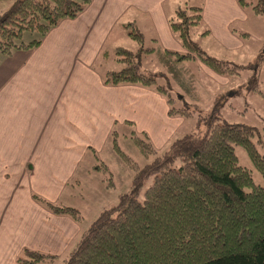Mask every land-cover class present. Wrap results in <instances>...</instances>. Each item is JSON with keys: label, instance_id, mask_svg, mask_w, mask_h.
<instances>
[{"label": "trees", "instance_id": "1", "mask_svg": "<svg viewBox=\"0 0 264 264\" xmlns=\"http://www.w3.org/2000/svg\"><path fill=\"white\" fill-rule=\"evenodd\" d=\"M88 0H0V55L16 47L37 44L44 32L62 17H72ZM243 8L264 17V0H236ZM201 1L182 0L166 21L183 50L163 48L174 61L196 57L219 73H236L245 66L264 63V40L253 62L217 57L191 36L192 26L201 23ZM135 47L114 44L102 49L92 61L97 68L111 60L116 67L100 70L103 83H136L160 93L168 114L188 115L189 103L173 104L166 73L143 66L153 50L144 44L142 32L132 20L122 23ZM238 35L245 33L237 32ZM23 30L35 31L27 40ZM207 31L205 26L198 33ZM150 39L154 41V37ZM255 73L252 82H255ZM216 118H218L215 115ZM209 119L204 131L184 132L158 150L143 130L128 128L127 134L142 155L137 163L116 143L114 123L108 131L113 150L131 169L128 188L102 207L82 226L61 257V264H264V123L261 128L223 118ZM125 123L131 122L124 120ZM239 145L262 183L252 180L249 168L238 163L233 150ZM94 169L110 173L91 147ZM149 181L143 185L144 179ZM71 183V180H68ZM31 197L47 210L68 214L75 221L77 207L50 200L32 192ZM54 253L22 246L15 255L20 264H51Z\"/></svg>", "mask_w": 264, "mask_h": 264}, {"label": "crops", "instance_id": "2", "mask_svg": "<svg viewBox=\"0 0 264 264\" xmlns=\"http://www.w3.org/2000/svg\"><path fill=\"white\" fill-rule=\"evenodd\" d=\"M181 1L88 0L37 44L0 55V264H20L15 255L22 246L54 254L69 247L77 222L30 194L58 200L87 147L101 149L113 122L130 121L157 149L187 132L181 131L186 117L168 114L160 93L136 83H103L99 72L113 67L111 60L92 66L99 51L118 44L119 37H108L124 15L142 33L149 30L153 50L155 43L161 51L183 50L166 21ZM200 1L203 35L223 50L241 47L231 26L247 9L236 0ZM196 63L214 79L210 68Z\"/></svg>", "mask_w": 264, "mask_h": 264}, {"label": "rangeland", "instance_id": "3", "mask_svg": "<svg viewBox=\"0 0 264 264\" xmlns=\"http://www.w3.org/2000/svg\"><path fill=\"white\" fill-rule=\"evenodd\" d=\"M246 13L247 16L244 20H235L232 23L237 32H245L240 35L242 46L237 49L223 50L212 42L209 37L204 36V33H198L202 29L201 23L192 26L191 36L196 39L202 48L217 57L221 56L241 63L253 62L258 47L264 40V17L262 14L250 10H247ZM121 20L119 23L116 22L117 24L110 30L108 41L113 37H119L118 42L115 43L133 48L136 42L125 31H122V29L125 30L122 25L125 21V15ZM133 24L135 25V23ZM118 31L121 32L119 35L117 34ZM142 31L143 43H150L149 30L142 29ZM34 35H36L35 31L23 30L19 38L27 40ZM154 45V50L144 57V67L149 69L159 68L166 73L171 90L177 92L173 94V104H180L183 100L190 104V113L185 115L186 119L181 131H192L193 134H200L204 131L209 119L215 117V115L218 117H215L216 119L242 121L261 128L264 123V63L258 62L254 69L253 66H245L236 73H219L196 57L174 61L163 50H160L158 44L155 43ZM196 60L205 64L214 72V79L210 78V75L208 77L201 72L202 67L197 63L195 65ZM118 64L116 61L113 62V67L118 66ZM254 73L256 74V80L252 82L251 76ZM129 125L130 123L125 122L114 123L117 130L116 143L127 155L137 163H141L149 159L151 154L142 155L140 153L127 134ZM176 135H180V133ZM152 146L156 148L153 144ZM233 150L238 163L249 168L252 180L262 183L260 174L252 166L244 150L236 144L233 146ZM94 152L104 162L110 173L107 174V171L103 172L100 168H92L91 164L95 161V158L86 150V153L82 155L81 160L77 163L74 172L70 175L71 183L65 186L58 199L78 208L81 215L80 219L76 220L79 229L85 226L100 208L114 203L117 199V193L128 188L131 177V169L113 150L108 136L102 148L94 150ZM148 181L149 177L144 179L143 185ZM64 251L61 254H56L57 257L51 261V264H61Z\"/></svg>", "mask_w": 264, "mask_h": 264}]
</instances>
